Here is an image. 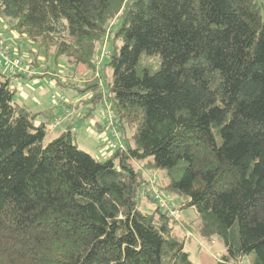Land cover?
Wrapping results in <instances>:
<instances>
[{
  "label": "trees",
  "instance_id": "trees-1",
  "mask_svg": "<svg viewBox=\"0 0 264 264\" xmlns=\"http://www.w3.org/2000/svg\"><path fill=\"white\" fill-rule=\"evenodd\" d=\"M0 18L88 68L119 19L105 159L70 132L45 144L16 100L26 76L0 72V264H195L162 198L140 207L144 161L223 241L220 264H264V0H0Z\"/></svg>",
  "mask_w": 264,
  "mask_h": 264
},
{
  "label": "rangeland",
  "instance_id": "rangeland-1",
  "mask_svg": "<svg viewBox=\"0 0 264 264\" xmlns=\"http://www.w3.org/2000/svg\"><path fill=\"white\" fill-rule=\"evenodd\" d=\"M118 22L119 19L116 18L108 25L103 41L97 46L94 66L88 68L85 65L75 66L66 57L57 58L53 52H48L50 46L46 48L41 41L32 40L25 35L20 36L17 31L10 28L9 22L6 24L0 18V30L4 27L10 28V31L4 32L7 37L1 34L7 39L8 43L6 41L5 43L10 48V61L7 63L0 53V72L13 78L16 70L13 61L16 59L24 60L26 70L29 68L36 71L34 79L27 78L20 82L16 100L23 106L28 105L27 107L35 114L40 110L50 114L45 144L70 132L79 147L97 159L107 158L118 147L116 133L112 134L111 129L107 128V125H115V121H113L112 108L107 103L112 70L105 65L111 58V51L119 46L115 36ZM9 35L11 36L8 37ZM42 74L44 75L41 76ZM53 81L58 85H53ZM99 93L103 102H99L96 98ZM72 105L73 107L70 108ZM123 125L125 136L129 141L137 127V121L132 122L131 128L125 123ZM133 164L139 170V193L141 192L142 198L140 207L147 211L154 210L157 206L156 197L161 196L162 199L157 200L173 218L174 221H171L176 222L173 234L185 240L186 250L192 261L195 264H220L225 252L223 241L217 236L202 235L198 213L193 208H187L186 198L167 187L166 172L151 168V164L147 161ZM251 260L246 257L241 264H252Z\"/></svg>",
  "mask_w": 264,
  "mask_h": 264
},
{
  "label": "built area",
  "instance_id": "built-area-1",
  "mask_svg": "<svg viewBox=\"0 0 264 264\" xmlns=\"http://www.w3.org/2000/svg\"><path fill=\"white\" fill-rule=\"evenodd\" d=\"M5 41L6 40L0 34V53H1V56L5 58L7 63H9L8 61H10V56H9L10 55V48L6 45ZM13 67H15V69H16L14 71L15 74H23L26 76V78L32 79L33 76L36 75V71L34 72L33 70H29V68L27 70L25 69L26 63L22 59L14 60L13 61ZM115 133H116L117 137H119V133L118 132H115ZM157 198H161V196H157Z\"/></svg>",
  "mask_w": 264,
  "mask_h": 264
},
{
  "label": "crops",
  "instance_id": "crops-1",
  "mask_svg": "<svg viewBox=\"0 0 264 264\" xmlns=\"http://www.w3.org/2000/svg\"><path fill=\"white\" fill-rule=\"evenodd\" d=\"M11 35H13V34H11ZM11 35H9L8 37H10ZM12 50H16V49H12ZM8 70H12L11 68H8ZM44 74H42L41 76H43ZM40 76V75H39ZM24 79H27V78H24V77H15V78H13V84L15 85V87H16V89L18 88V86H20V82L22 81V80H24ZM17 81H18V85H16L17 84ZM53 85H55V86H57L58 84L57 83H55L54 81H53ZM28 102V101H27ZM26 103V102H25ZM28 105H26V107H27ZM69 106V105H68ZM73 107V105L72 106H70V108H72ZM29 108V107H28ZM31 110V109H30ZM32 111V110H31ZM37 113H39L40 115H39V119H38V123H40V121H47L48 119V117L50 116V114L48 113V112H43V111H37ZM97 126H100V125H98L97 124ZM100 128H101V126H100ZM102 130V129H101Z\"/></svg>",
  "mask_w": 264,
  "mask_h": 264
}]
</instances>
